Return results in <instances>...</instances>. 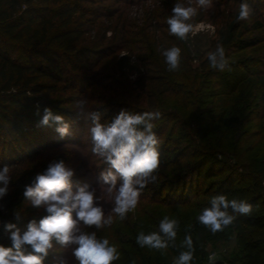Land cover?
<instances>
[{"label":"trees","instance_id":"1","mask_svg":"<svg viewBox=\"0 0 264 264\" xmlns=\"http://www.w3.org/2000/svg\"><path fill=\"white\" fill-rule=\"evenodd\" d=\"M101 1L105 0H0V167L8 165L15 168L42 149L55 146L49 143L56 134H50L54 125L38 126L40 116L36 114L37 105L41 115L44 107H50L55 114L76 118L67 108L61 107L62 101L42 96L41 93L75 89V82L81 79L78 73L82 68L81 62L89 57L97 61L101 56L126 50L116 59L112 71L103 78L88 77L89 86L104 88L107 87L106 83L121 95H136V100L146 105L139 112H162V117L154 121V124L160 121L162 126L175 119V115L167 113L162 107L161 100L169 95L182 98L185 106L197 103L199 107L202 105L201 97L197 96L212 85L216 93L223 94L220 101L223 105L219 110L216 109L221 103L212 105L197 117L193 113V119L187 122L193 127L179 134V141L174 144L177 146L172 152L174 167L168 172L159 173L164 177L163 181L161 179L146 186L150 193L141 195L142 201L134 212L128 213L125 221L119 220L114 227L100 230L93 227L90 231H97L98 236L107 237L117 244L122 255L114 264H132L133 260L136 264H173V258L181 250L179 245L183 235L178 232L176 246L170 245L163 253L139 247L136 236L141 230L147 233L158 229L161 217L165 216L166 209L163 208L167 205L161 204L166 201L157 197L164 186L160 189L156 187L159 188L160 183H175L174 188L184 189L182 192L185 196L179 198L182 199L180 201L170 203L189 205L192 199L200 195L210 200L212 196L222 193L229 199H243L251 203V215L239 216L232 224L244 253L235 258L233 264H264V72L252 70L251 74L241 73V68L246 70L248 67H236L232 63L223 72L213 70L206 55L214 50L217 43L234 51L255 47L262 38H244L247 21H237L238 12L234 14L235 17L230 13L217 25L207 51L195 53L189 48L190 39L181 42L168 33L166 19L175 0H163L158 5L161 11L157 10V4H148L139 16H132L130 9L132 4H141L137 0H108L117 5L114 8L101 5ZM248 2L259 12V5L264 0ZM83 3L91 5L85 6ZM162 10H166L165 14ZM101 18L104 21H98ZM252 25L260 27L263 22L256 19ZM96 26L98 34L86 42L84 35ZM108 32L111 33L109 36ZM146 36L151 40L150 52L146 56L139 55L134 50H144L143 37ZM174 44L182 49V64L179 71L169 72L160 48ZM104 80L108 83H103ZM211 80L213 83H210ZM255 90L258 92H253ZM251 123L257 124L255 129L247 128ZM197 124H206V127L203 129ZM234 124H237L236 128L232 127ZM172 139L169 138V141ZM173 174V177H168ZM219 175L222 178L217 186L212 181L203 188L207 179ZM243 179L255 184L254 193L237 184ZM26 183L22 176L13 183L15 186L11 184L9 194L0 201L6 210L0 214V220L18 223L22 230L29 220L39 219L37 213L40 211L32 208L24 199L22 192ZM189 206L187 210L191 211L192 216L189 231L193 236L200 235L206 230L197 221L202 207L196 203ZM166 211L172 210L167 208ZM15 212L20 213V221L15 219ZM247 229L249 232H260L259 238L250 239ZM0 244L11 246L2 228ZM195 248L193 263L202 253L199 243Z\"/></svg>","mask_w":264,"mask_h":264},{"label":"clouds","instance_id":"2","mask_svg":"<svg viewBox=\"0 0 264 264\" xmlns=\"http://www.w3.org/2000/svg\"><path fill=\"white\" fill-rule=\"evenodd\" d=\"M213 0H175L166 23L168 33L181 42H187L196 34L192 23L200 9L207 10ZM253 7L248 0H240L237 21L248 20ZM167 71H179L182 64V49L177 45L161 47ZM209 66L223 72L229 68L226 49L217 43L214 50L207 52ZM85 99L76 102V114L87 123L86 131L91 141V152L106 165L99 172L100 188L105 196H111V210L105 212L102 196L88 184L73 185L76 170L63 159L49 161L46 168L37 172L23 185V197L34 209L42 210L39 219L28 221L22 230L18 223L0 220V228L7 234L10 247L0 244V264H45L49 256L54 264H70V260L57 249L68 250L75 264H114L121 259L115 242L100 237L97 231L110 228L114 216L123 222L128 213L134 211L145 187L157 180L160 167V144L154 121L162 117V112H133L126 108L102 122V113L86 110ZM36 114L40 116L38 126L51 127L61 139L72 135V121L64 115L55 114L50 107H44L41 115L39 105ZM10 166L0 167V201L9 194L12 184ZM0 211H6L0 205ZM253 211L251 203L243 199H229L226 194L210 198L209 205L202 208L197 221L213 235L231 226L239 216H249ZM17 221L19 212L14 213ZM180 222L177 218L163 216L155 231H139L136 244L159 252L175 247ZM178 256L173 264H193L195 245L191 233H187L179 245ZM209 264H215V253L208 256ZM132 264H136L135 260Z\"/></svg>","mask_w":264,"mask_h":264},{"label":"rangeland","instance_id":"3","mask_svg":"<svg viewBox=\"0 0 264 264\" xmlns=\"http://www.w3.org/2000/svg\"><path fill=\"white\" fill-rule=\"evenodd\" d=\"M162 1L163 0H143V2H141L140 0H137L136 2H140L141 4H132V6H130L131 15L139 16L143 13V7H146V5L148 4L154 3L155 5L157 4V10L161 11L162 8L158 7V5H161ZM183 2L187 3V0H183ZM100 3L103 6L111 5V8L117 7L116 4H113V2L108 0L101 1ZM239 3L240 0H213V5L211 8L207 10L200 9L199 14L194 17L191 21L196 25V34L190 38L189 48L195 53L207 51L210 45V41L215 36L217 25L223 22L227 18V15H230V13L231 16L235 17L234 14L238 12ZM83 5L87 6L91 4L83 3ZM193 5L195 6V0H193ZM259 6V12L258 9L256 10L255 8H253V13L251 17L248 20H245L247 21L248 29L244 33V38L260 37L262 38L261 43L255 47L243 50L233 51L232 49H226V54L229 58V63L236 65V67H239L240 65H242V67H248L246 68V70L241 68V73L251 74L252 70H259L264 72V3L262 2ZM164 11L166 10H162L163 14H165ZM256 19H260L263 22V25L260 27L253 26L252 24ZM98 21L104 20L101 18ZM89 27L90 25L88 26V28ZM144 31L147 32L148 30ZM97 34L98 27L96 26L94 29H91L90 32H87L84 35L86 38L85 41L87 42V40L89 39L92 40V38ZM110 34L111 33L108 32L107 36H109ZM86 42H84L83 44L86 45ZM143 42H145V45H142L144 50H134V52L138 53L139 55L143 54L144 56H146L150 52L149 43L151 42V40L149 36L143 37ZM132 47V49H134V46ZM123 53H126V50H118L116 52H112V54L110 55H106L105 57L101 56L97 61H92L89 57L87 58V60L81 62L82 68L78 70L79 75H81L79 76L81 79L79 82H75V89H58L55 93H53V91H45L41 93L42 96L52 98L54 97L57 99V101H62L61 107L67 108V110H69L70 112H72V114L76 116V118L73 119L70 118V116L65 115L67 119L72 121V135L65 137L64 139H61L60 137L58 138L59 135L55 132L54 125L51 128L50 134H56L54 136L51 135L53 137V140L49 143L55 146H51L50 148H46L44 150L42 149L36 156H32L26 159L20 166H17L15 168L10 167V174L12 175L13 183L18 182L22 176L28 183L37 172H41L46 168L49 161L63 159L66 163L70 164L76 170V177L73 179L74 187L77 184H88L91 187L96 188L97 194L102 196L101 203L107 201V203H104L105 212L107 213L111 210L112 197L105 196L103 194V189L100 188L99 182V172L103 170L106 165L101 159L94 156L91 152V141L86 131L87 123H90V121H86L83 117H80L76 114V102L78 100L85 99L87 101L86 110H95L102 113V122L104 120H109L111 117L116 115L122 108H126L133 112H139L140 109L145 108V102L139 103V101L136 100V95H121L118 91H116L117 89H115L112 85L108 86V84L105 83L107 82V80H104L103 82L105 83V86L107 85V87L103 88L96 85L89 86L90 81L88 77L103 78V75H107L112 71L116 59L119 57L120 54ZM149 56L151 55L149 54ZM212 81L213 80H211L210 83H213ZM80 88H82V90ZM84 88L85 90L83 91ZM186 90H188V88H186ZM192 91L195 92L193 86ZM253 92L256 93L258 91L255 90ZM197 97H201L200 103L202 105L199 107H197V103H192L189 106H185L186 102H183L182 98L176 97L175 95H169L161 100L163 102L162 107L165 108V111H167V113L175 115V119L173 120V122H170L168 125L165 126H162L160 121L155 123L154 130L156 131L157 136L160 137L161 141L159 149L161 153V163L159 170L156 173V182L160 181L161 179L163 181L164 177L162 175L160 176L159 173L166 171L168 172L174 167L172 164L174 160L172 152L174 151V149L177 148V146H175L174 144L179 141V139L177 138L179 134H181L183 131H188L189 128L193 127L191 123L187 124V122H191V119H193L191 118L193 117V113H195V116L197 117L201 113L204 114L205 110H208V108L212 107V105H218L219 103H221V106L218 105V108L216 110L221 109L223 105L222 102H220L221 97H223V94L216 93V89H214L212 85L207 86L205 88V92L200 93ZM217 97L220 98L218 99ZM185 123L186 125L184 126ZM197 125L200 128L206 127V124L204 126H201L200 124ZM236 125L237 124H234L232 127L236 128ZM256 125L257 124L251 123L247 126V128L255 129ZM234 130L235 129H233L232 131ZM194 131L197 130L194 129ZM173 133H175V135H173ZM171 136L173 137V139L170 142L169 138H172ZM174 175L175 174L170 175L168 177H173ZM221 178L222 175L207 179L203 185V188H206L208 183H211L212 181L217 186V182L220 181ZM13 183L12 186H15L16 184ZM237 184L250 189L251 194L254 193L253 191L255 189V184L249 181L248 179H243L240 182H237ZM160 185L161 183L159 184V188H156L160 189L162 186H164V190H159V194H157V197H159V199L161 200L166 201L165 203L161 202V204L167 205L164 206L163 209L167 210L168 208L172 210L171 212L164 210V214L168 216L170 215L179 220L180 228L178 232L180 233V235L185 236L187 233H190L189 221L192 217L190 215L191 211L187 210V208L190 207L189 205L195 203L196 205H198V207H206L209 205V199L200 195L197 198L192 199V202L189 205L170 203L172 201L182 200L179 198H183L185 196V194L183 195L182 192L184 189L174 188L176 187L175 185H177L175 183H166L164 185ZM156 188H154L153 190H155ZM147 193H150V190L145 187L141 195ZM151 193H153V191ZM3 212L4 211H1L0 214ZM42 214L43 212L42 210H40L37 213V217H40V215ZM118 222V217L114 216V223L111 227H114ZM185 227H188V229H185ZM88 230L90 231V229ZM259 233L260 232L256 231L249 232V230L247 229V234H249V238L252 240L258 239ZM192 237L193 240L196 241L195 246H197V244L199 243L200 247H202L201 255L196 259V262L193 264H209L208 256L212 253H215V264H233L235 258L244 255L238 243L239 239L237 231L233 225L229 226L222 232H217L215 235H213L208 229H206L200 235H192ZM57 251L67 257L70 260V264H75L74 257L71 256V253L68 250L57 249ZM45 264H54L53 257L51 255L49 256L48 260L45 261Z\"/></svg>","mask_w":264,"mask_h":264}]
</instances>
